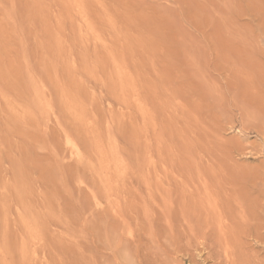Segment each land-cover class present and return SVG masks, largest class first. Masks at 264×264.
<instances>
[{"label":"rangeland","instance_id":"1","mask_svg":"<svg viewBox=\"0 0 264 264\" xmlns=\"http://www.w3.org/2000/svg\"><path fill=\"white\" fill-rule=\"evenodd\" d=\"M22 208L48 264H264V0H0Z\"/></svg>","mask_w":264,"mask_h":264},{"label":"bare ground","instance_id":"2","mask_svg":"<svg viewBox=\"0 0 264 264\" xmlns=\"http://www.w3.org/2000/svg\"><path fill=\"white\" fill-rule=\"evenodd\" d=\"M17 208H21V206H17ZM28 209L22 208L15 212L14 208L13 211L17 213L14 218L17 233L13 237L1 232L0 264H48L45 223L36 221L37 218L34 216L31 218ZM5 225L10 227V222H5Z\"/></svg>","mask_w":264,"mask_h":264}]
</instances>
